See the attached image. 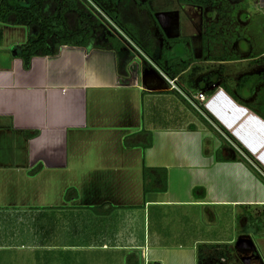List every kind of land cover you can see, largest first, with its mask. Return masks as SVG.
Wrapping results in <instances>:
<instances>
[{
    "label": "crops",
    "instance_id": "crops-1",
    "mask_svg": "<svg viewBox=\"0 0 264 264\" xmlns=\"http://www.w3.org/2000/svg\"><path fill=\"white\" fill-rule=\"evenodd\" d=\"M250 1L256 16L247 15L253 6L238 16L253 24L246 29L250 36L243 31L232 42L219 32L205 46L198 32L171 49L194 61L176 88L138 49L126 77L117 74L113 52L68 46L58 56L33 58L27 70L16 55L18 45L1 47L3 34L0 219L6 217L3 224L15 232L0 243V264H33L39 255L49 264L61 252L93 250L120 257L123 264L133 252L141 264H197L199 244L232 242L218 240L225 236L222 229L215 238H184L170 246L165 212H175L173 218L182 222L212 209L264 212V182L244 163L215 160L224 146L225 156L227 149L240 150L224 132L212 124L220 138L210 139V130L176 126L200 117L192 97L205 92L200 105L264 167V0ZM152 73L165 83H152ZM145 130L153 134L152 147L125 145L126 137ZM38 166L42 170L32 175ZM144 166L167 169L166 193L144 194ZM195 189L205 190V198L196 197ZM68 190L77 196L67 201ZM103 205L114 210L99 215L96 208ZM29 222L38 228L27 230Z\"/></svg>",
    "mask_w": 264,
    "mask_h": 264
},
{
    "label": "trees",
    "instance_id": "trees-1",
    "mask_svg": "<svg viewBox=\"0 0 264 264\" xmlns=\"http://www.w3.org/2000/svg\"><path fill=\"white\" fill-rule=\"evenodd\" d=\"M151 2L152 0H0V26L27 29V40L18 45L16 49L17 57L23 61L27 70L30 69L33 58L58 56L61 49L68 46L82 48L87 53L98 50L113 52L117 63V74L120 77H126L129 75L130 65L137 57L136 55L140 54L138 51L140 50L169 79L175 80L182 77L194 61L192 59L184 61L179 55L171 54L170 51L177 45L187 43L188 39H168L153 15ZM179 2L200 8H211L220 14L218 22L206 28L203 36L205 46L209 40L216 39L214 36L216 25L219 28L223 26L221 34L228 35V41H235L241 34L240 27L233 26L236 30L234 32L230 29L231 25L228 26L223 21L231 20L230 23L236 25L238 13L249 8L247 4L229 5L225 3V0H179ZM111 25L116 28L115 31ZM252 26L251 23L247 28L252 29ZM227 28L228 33H226ZM237 31L240 34H237ZM0 38H3L2 30H0ZM196 69L194 68L193 71ZM191 81L190 76V85ZM224 86L225 90L232 95L229 87ZM185 93L190 97V94L186 91ZM193 102L206 114L210 122L224 132L240 149L239 151L233 147L227 149L229 155L225 156L223 150L226 146H224L216 151L215 160L244 163L264 182V167L261 163L205 107L194 99ZM189 129L196 130V127L191 125ZM125 145L127 147L141 146L143 149L150 148L153 145V134L145 130L131 135L125 138ZM41 170L42 166H38L31 174L36 175ZM143 182L145 195L166 193L169 186L168 171L164 168L144 166ZM72 191L68 190L67 195ZM194 194L196 197L205 198L203 189H195ZM113 210V207L108 208L106 205L96 208L97 213L102 216L109 215ZM246 221L243 233L249 234L253 231L257 235L264 231V212L259 216L248 214ZM228 249L227 244H199L197 264H219L221 261H226L230 255ZM208 252H214L219 261H215L214 256L209 255ZM70 257L71 255L61 252L58 259L62 258L63 263L67 264ZM37 258L41 262L40 255ZM126 262L127 264H141V256L134 252L130 253L127 255Z\"/></svg>",
    "mask_w": 264,
    "mask_h": 264
},
{
    "label": "rangeland",
    "instance_id": "rangeland-1",
    "mask_svg": "<svg viewBox=\"0 0 264 264\" xmlns=\"http://www.w3.org/2000/svg\"><path fill=\"white\" fill-rule=\"evenodd\" d=\"M239 1L240 0H225V3L227 2L229 5L230 4L233 5V4H237ZM247 2H249L248 7L250 10L251 6L253 5H251L250 0H248ZM13 4L15 3L13 2ZM151 8H152L153 15L156 18L157 22L159 23L163 33L165 35L167 34L166 36H169L172 38L174 37V38L184 39V38H188L191 36H195L196 34L198 37V32L201 35L204 34L207 26L215 25L220 19V14L218 13L217 10H214L211 8H200V7L194 8L191 6L182 5L179 2V0H153L151 2ZM209 11L210 12L214 11L216 14L213 13V15H210ZM170 12L174 14L172 15L170 14ZM251 12L252 13H250L249 11L247 12V15H250V17L252 16L254 17V14L256 16V14L258 13V12H255L254 6ZM238 16H240V12L237 15L238 24L236 25L235 23L231 24L230 23L231 20L223 21V23L227 24L228 26L231 25L230 29H232L234 32L236 30L235 28H233V26L234 27L239 26L241 30V34L243 33L242 30H244V32L246 33H243V34L250 36L248 31H246L249 25V22H248L249 20L245 22L244 20L240 19L241 16L240 17ZM246 24H247V27L246 26L244 27V25ZM111 27L115 31L116 28H114L112 25ZM222 27L223 26L219 28V26L216 25V29H215L216 37L219 35L217 33L222 31ZM0 28H1L0 30H2L4 34V39L1 44L2 48H5V49H8V47L13 48L14 45H20L21 43L27 40L28 31L24 27H13V26L1 25ZM254 28H256V25L254 26ZM226 33H228V28L226 30ZM236 33L240 34L239 31H237ZM242 36H245V35H241V37ZM209 37H211V35ZM248 39H250V37ZM263 46L264 44H262V47ZM5 55L6 54L4 53L1 54L2 57H4ZM152 78H153L152 83L156 85H159V84L161 85L165 83V81L160 77L158 73H152ZM188 105L192 107L191 104H188ZM194 109L193 111H196V112L197 110L199 111L197 113H199L200 117L196 116V119H194L193 121L186 119V122H179L178 124H176V126L187 129L189 126L193 125L196 128H200L202 130H206V131L210 130L211 133L208 134L209 135L208 137L210 139H214L216 136L220 138V134H218V131H217L218 129L214 125H212L210 120L207 118L206 114L199 108L198 109L196 108L197 110L196 109L194 110ZM201 115L205 116L207 120L204 119L203 116ZM213 127L215 128L212 129ZM37 183H35L34 185H38ZM56 183L57 181L55 182V184ZM73 194H74L73 191L70 192L69 195H67L66 193L65 199L68 201L71 197L73 198L74 197ZM258 211L259 209H256V210L251 209L249 211L244 210L243 212H240V211L235 212L233 210H228V211H219V213L217 214L216 211L212 209L208 212L205 211L206 213L205 212L202 213V217L201 215L198 216L199 215L198 214L197 217L195 218L191 217L190 219H188V221L186 220V222L185 221L182 222L177 218L174 219L173 217L177 214H175V212H172V211L169 214V211H168V212H165L164 217L166 216V218L162 220V226H163V230L165 231V233H167L166 237L169 240L170 246L178 245L179 242L184 241V238H193V239L202 238L203 240L215 238L216 237L215 235H217V231H220L223 229L225 236H223L222 239H218V240L219 241L221 240L231 241L232 243L227 244L229 247L228 250H230V252H228V254H230L229 258L226 259V261L219 262V264H244L242 261V257L244 254H248V253L246 252L243 253V251L237 250L235 243L237 240L241 238H249L253 240V242L255 243L258 254L260 255V260L257 263L264 264V231L257 235L253 233V231L250 232L249 234L243 233V228L246 223L245 221L246 214H252L254 216H259L260 214ZM216 215H217V218H216ZM31 219H34V218L32 217ZM5 220H6V217H5ZM5 220L0 219V222L2 221V223L0 224V243L2 242L5 236L7 237L10 234H13L15 232V230L12 229L11 226L7 224H3V221L5 222ZM36 220L38 219H36L35 217V221ZM206 220H208V224L205 223ZM7 222L10 223V220H7ZM37 222L35 223L29 222L28 224H26L25 226L27 230L31 226H34V228L37 229L38 228ZM221 222H223V224L225 225L224 226L219 225ZM208 254L213 255L215 261H219L217 260V257L214 255V252H208ZM40 258H41V261L43 260L44 262V263L42 262V264H46V261L44 260L45 258H43L41 255H40ZM62 260H63L62 258L58 259L56 257V259H51V263L49 262V264H65L63 263ZM36 261H38V259H34L33 264H37ZM121 261L122 260L120 259V257H111V256L108 257L106 255H102V251L93 250L90 252L89 251L79 252L76 255L72 254L67 264H123V262Z\"/></svg>",
    "mask_w": 264,
    "mask_h": 264
},
{
    "label": "water",
    "instance_id": "water-1",
    "mask_svg": "<svg viewBox=\"0 0 264 264\" xmlns=\"http://www.w3.org/2000/svg\"><path fill=\"white\" fill-rule=\"evenodd\" d=\"M235 246L237 250L253 254V256H244L242 258L244 264H252L253 258L256 261L260 260V255L258 254L257 247L253 240L249 238H241L236 241Z\"/></svg>",
    "mask_w": 264,
    "mask_h": 264
},
{
    "label": "built area",
    "instance_id": "built-area-1",
    "mask_svg": "<svg viewBox=\"0 0 264 264\" xmlns=\"http://www.w3.org/2000/svg\"><path fill=\"white\" fill-rule=\"evenodd\" d=\"M168 81L174 88H176L177 86L176 84L178 81L177 79L175 80L168 79ZM192 99H194L197 102L204 103L207 100V95L205 92H199L194 97H192Z\"/></svg>",
    "mask_w": 264,
    "mask_h": 264
},
{
    "label": "flooded vegetation",
    "instance_id": "flooded-vegetation-1",
    "mask_svg": "<svg viewBox=\"0 0 264 264\" xmlns=\"http://www.w3.org/2000/svg\"><path fill=\"white\" fill-rule=\"evenodd\" d=\"M243 253H244V252H243ZM250 255L253 256L252 253H248V254H244L243 257H244V256H250ZM243 257H242V258H243ZM257 262H258V261H256V260L253 258L252 264H258Z\"/></svg>",
    "mask_w": 264,
    "mask_h": 264
}]
</instances>
